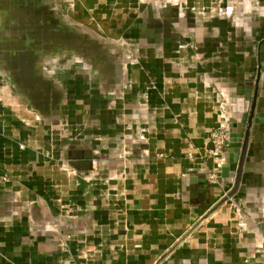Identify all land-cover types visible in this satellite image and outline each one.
<instances>
[{
  "label": "crops",
  "instance_id": "1",
  "mask_svg": "<svg viewBox=\"0 0 264 264\" xmlns=\"http://www.w3.org/2000/svg\"><path fill=\"white\" fill-rule=\"evenodd\" d=\"M90 3L120 43L60 104L0 83V264H264V0Z\"/></svg>",
  "mask_w": 264,
  "mask_h": 264
},
{
  "label": "rangeland",
  "instance_id": "2",
  "mask_svg": "<svg viewBox=\"0 0 264 264\" xmlns=\"http://www.w3.org/2000/svg\"><path fill=\"white\" fill-rule=\"evenodd\" d=\"M90 1L0 0V83H12L19 93L46 91L54 99L50 104H60L63 94L73 91V80L88 78L90 60L107 58L120 43L104 29L107 20L90 18ZM59 27L79 37L84 48L74 40L71 46L72 38Z\"/></svg>",
  "mask_w": 264,
  "mask_h": 264
},
{
  "label": "water",
  "instance_id": "3",
  "mask_svg": "<svg viewBox=\"0 0 264 264\" xmlns=\"http://www.w3.org/2000/svg\"><path fill=\"white\" fill-rule=\"evenodd\" d=\"M252 90H250L249 97L251 95ZM247 93V94H248ZM256 96L254 95V100L251 107V115L248 120V124H251V120L254 114V109L256 107ZM246 119L244 118L243 121L239 123L237 126L240 131L234 130L232 127H230L229 134H230V140H229V156L226 162L224 163V166L222 167L221 171L223 173L224 177H230L232 179V182L234 183V188L232 191L227 195V197L223 200V202L227 201L228 199L232 198L236 194V192L239 189L247 148H248V131L245 130L246 126Z\"/></svg>",
  "mask_w": 264,
  "mask_h": 264
},
{
  "label": "built area",
  "instance_id": "4",
  "mask_svg": "<svg viewBox=\"0 0 264 264\" xmlns=\"http://www.w3.org/2000/svg\"><path fill=\"white\" fill-rule=\"evenodd\" d=\"M0 121H1V114H0ZM229 140L230 134L227 130L226 126L221 124L215 129H213L209 136V142L212 144V154L216 159L219 161L223 160V156L225 152L228 151L229 148ZM24 148V146H21ZM71 264H81L77 261L72 262Z\"/></svg>",
  "mask_w": 264,
  "mask_h": 264
},
{
  "label": "flooded vegetation",
  "instance_id": "5",
  "mask_svg": "<svg viewBox=\"0 0 264 264\" xmlns=\"http://www.w3.org/2000/svg\"><path fill=\"white\" fill-rule=\"evenodd\" d=\"M49 18L50 19H53V17L52 16H50L49 15ZM57 24H59V23H57ZM58 29H60V32H62V34H65V35H67V36H69V37H71L72 38V41L74 40V41H76V42H78L79 43V46H78V48H84V43H83V41L79 38V37H77V36H75L74 34H71L70 32L69 33H67V32H65V31H63L60 27L58 28ZM70 38V39H71ZM81 40V41H80ZM72 42V45L71 46H74L75 47V44L74 43H76V42ZM80 43H81V45H80ZM74 50V49H73ZM77 50V47H76V49L74 50V52Z\"/></svg>",
  "mask_w": 264,
  "mask_h": 264
}]
</instances>
